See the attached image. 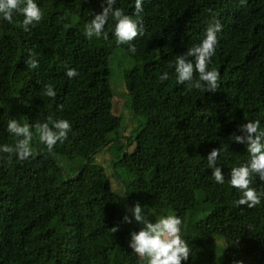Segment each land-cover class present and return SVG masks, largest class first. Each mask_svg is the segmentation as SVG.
<instances>
[{
    "label": "trees",
    "instance_id": "1",
    "mask_svg": "<svg viewBox=\"0 0 264 264\" xmlns=\"http://www.w3.org/2000/svg\"><path fill=\"white\" fill-rule=\"evenodd\" d=\"M34 2L43 19L29 31L22 14L11 23L0 17V146L15 145L7 124L16 119L31 126L34 152L25 161L0 152V264H147L130 254L136 203L157 218L182 220L180 236L191 249L182 264H264V197L254 208L237 206L243 194L230 184L231 170L250 161L232 134L254 120L264 131V0H144L135 53L116 43L111 18L102 37H86L106 0ZM114 7L137 18L135 0ZM212 13L223 27L208 66L219 72V88L208 92L178 84L174 65L204 39ZM119 49L112 65L136 119L125 137L109 84L108 59ZM30 51L35 69L26 63ZM69 69L78 75L68 78ZM47 84L54 99L44 94ZM49 117L71 124L52 152L35 128ZM213 148L221 149L215 167L223 184L207 161ZM103 149L124 205L93 163ZM250 187L264 193L258 176Z\"/></svg>",
    "mask_w": 264,
    "mask_h": 264
},
{
    "label": "clouds",
    "instance_id": "2",
    "mask_svg": "<svg viewBox=\"0 0 264 264\" xmlns=\"http://www.w3.org/2000/svg\"><path fill=\"white\" fill-rule=\"evenodd\" d=\"M107 6L102 9L100 14L95 15L85 27V35L88 39L93 37L100 38L104 35V29L109 19L115 21L114 36L118 45H128V50L135 53L136 48L133 41L143 34V24L139 20V14L143 11L144 0H135V15L125 14L119 8L114 7L116 0H106ZM211 12V10H209ZM22 14L24 19L21 27L24 31H29V26H35L43 19V13L34 0H0V17L11 23L14 14ZM213 21L206 28L204 39L181 55L176 56L175 73L178 84L187 83L189 88L199 90L207 89L208 92H215L219 88L220 74L217 70H208L212 57L218 47V33L222 31V24L216 19L217 14L212 13ZM194 61L193 62V59ZM27 65L35 69L39 67L34 52H29ZM198 73V79H194ZM68 78L78 75L76 69H69L66 72ZM168 74L164 73L160 79L167 80ZM45 95L55 98L53 85L45 86ZM62 108V105L60 106ZM51 125V126H50ZM39 133V140L46 145L49 152H52L57 142L67 139V134L71 131V124L67 120H52L38 123L35 125ZM243 134H232V139L241 144H246V150L250 155V161L240 167H234L230 173V184L233 188L242 192V198L236 201L237 206L246 205L254 208L261 203L264 193H258L250 185L255 177L264 181V131L261 130L260 121H250L239 129ZM7 131L17 138L14 146L7 144L0 146V152L15 154L20 161L28 160L34 155L31 141L33 133L31 126L27 123L21 125L16 119L9 120ZM225 145V151H226ZM221 155L220 148H213L207 156L209 167L213 169L212 176L216 183L223 184L224 174L220 167H215ZM130 211L132 218L143 225L138 232L131 233L129 247L142 260L147 258V264H182L187 261L191 249L188 243L181 238L182 220L176 215H168L155 223L150 222L144 213L142 206L136 203ZM124 222L131 223L127 215L123 217ZM117 229L113 228L115 232Z\"/></svg>",
    "mask_w": 264,
    "mask_h": 264
},
{
    "label": "rangeland",
    "instance_id": "3",
    "mask_svg": "<svg viewBox=\"0 0 264 264\" xmlns=\"http://www.w3.org/2000/svg\"><path fill=\"white\" fill-rule=\"evenodd\" d=\"M120 52H121V50L119 49V50H116L114 52V54L116 53V56H114V54L110 55V57L108 59V67H109V71H110L109 84H110V87H111L112 93H113V96L111 99V105H112L111 111L115 115H118L120 118V126L118 129L119 136L125 137V136H128L132 131H134V129L136 127V119L130 114L129 108H127L125 105L126 100H125V94H124V87H123V84H122L120 77L117 74V70L115 69V66L112 65L113 63L116 62V60L119 57L122 56ZM123 63L124 62H121L120 67L124 66ZM121 142H123V141H121ZM64 162L66 163V161H64ZM93 163L100 165L103 168L112 191L115 193L117 199L119 201H121L122 204L124 205V201H123L122 195H121L120 186L111 177V174H110V166H111V164H110L111 163L110 152L106 149H103V150L97 152L93 156ZM143 211L147 215L150 222H152V223H155L156 220L160 219V218H157L155 216H152L150 213H148L149 211H147V210H143ZM136 224H137L139 230L143 226L141 224H138L137 222H136ZM130 241H131V239H130ZM217 242L219 245L221 244V241H217ZM130 254H131V258L138 261V262L147 261V258H144L143 260L141 258H139L137 256V254L131 248H130Z\"/></svg>",
    "mask_w": 264,
    "mask_h": 264
}]
</instances>
